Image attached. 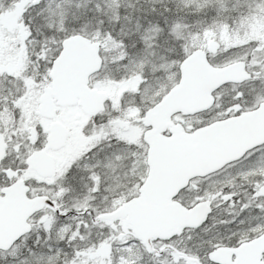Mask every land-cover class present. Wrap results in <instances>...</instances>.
<instances>
[{
  "label": "snow or ice",
  "instance_id": "obj_1",
  "mask_svg": "<svg viewBox=\"0 0 264 264\" xmlns=\"http://www.w3.org/2000/svg\"><path fill=\"white\" fill-rule=\"evenodd\" d=\"M0 264H264V0H0Z\"/></svg>",
  "mask_w": 264,
  "mask_h": 264
}]
</instances>
